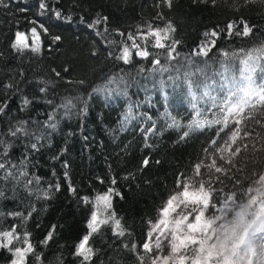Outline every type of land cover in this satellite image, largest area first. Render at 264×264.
<instances>
[{
  "label": "trees",
  "instance_id": "obj_1",
  "mask_svg": "<svg viewBox=\"0 0 264 264\" xmlns=\"http://www.w3.org/2000/svg\"><path fill=\"white\" fill-rule=\"evenodd\" d=\"M46 3L48 9L43 15L38 0H2L0 4V107L7 105L0 113V139L5 141L0 154L6 148L7 155H0V159L9 168L15 165L14 172L28 173L17 183L12 177L4 178L7 170H0V191L4 192L0 196V231L15 225L21 237L30 233L34 251L26 264H150L154 253L146 254L142 244L150 230L149 222L158 219L169 196L180 190L178 176L181 181L222 176L208 167L213 159L217 166L231 169L229 175L237 176L245 186L264 174V106L245 112L246 116L251 112L259 123L249 116L244 121L247 127L242 126L234 144L230 139L234 122L219 137L217 131L223 125L191 131L181 140L193 118L184 72L206 67L212 76L221 70L222 63L238 64L226 59L224 53L264 44V2L245 6L244 0H216L215 4L212 0H171V7L163 0ZM98 19L101 23L95 24ZM241 20L252 29L250 35L235 34L243 29ZM230 22L231 34L227 30ZM169 23L175 31L163 42L167 46L173 40L180 41L176 45L180 56L172 61L167 59V47H154L155 37L147 35L149 26L164 29ZM32 27L40 36L39 53L31 51ZM17 31L24 32L29 44L23 51L11 46ZM212 31L217 35L212 36ZM129 35L133 39H128ZM55 36L61 39L56 41ZM125 46L130 50L127 64L117 59ZM201 48L207 55H196ZM144 49L149 57L135 55ZM186 57L195 62L191 67ZM156 58L161 65H153ZM161 66L169 71L162 72ZM177 75L180 79H169ZM120 77L124 83L108 84L110 78ZM125 84L126 94L94 91L105 86L124 89ZM41 88L46 91L41 92ZM25 98L31 101L26 106ZM69 100L74 106L66 111L62 105ZM130 107L135 118L125 121ZM49 115L54 116L56 127L46 129L38 150L31 149L33 140L9 135V129L21 122L35 132L46 124ZM206 116L213 118L211 112ZM173 119L178 126H170ZM149 128L152 132L147 131ZM244 130L251 135L244 137ZM213 139L215 145L210 143ZM229 144L231 151L240 147L241 152L235 156L231 151L217 152L218 147ZM222 154L231 156L235 166L221 160ZM145 158L149 159L146 167ZM197 165L201 176H195ZM27 180L33 183L26 186ZM225 182L229 188L234 183ZM110 188L114 189L112 207L104 215L114 213L124 235L114 232L113 222L102 224L89 240L93 255L84 261L74 255L75 247L89 232L96 195ZM85 198L92 202L86 203ZM50 231L52 238L44 243ZM17 246L21 244L14 241L12 247ZM12 259L8 249L0 248V264H10Z\"/></svg>",
  "mask_w": 264,
  "mask_h": 264
},
{
  "label": "snow or ice",
  "instance_id": "obj_2",
  "mask_svg": "<svg viewBox=\"0 0 264 264\" xmlns=\"http://www.w3.org/2000/svg\"><path fill=\"white\" fill-rule=\"evenodd\" d=\"M202 2V0H198ZM216 0H212L215 4ZM254 2H264V0H244L245 6ZM163 3L171 7V0H163ZM2 4V0H0ZM7 7V4H3ZM38 8L40 14L48 9L46 0H38ZM55 16L59 18L60 12H56ZM107 17L103 20L106 22ZM100 24L98 19L94 22ZM243 25L242 31L237 29L236 35L248 36L252 29L249 25L241 20ZM90 28L93 25H88ZM41 28L47 32L44 24H40ZM233 23L227 25L229 34L232 33ZM175 29L169 23L164 29L151 28L147 35L155 37L154 47L165 49L167 47V59L169 61L178 60L180 54L176 50V45L180 43L178 40H173L171 44L165 45L163 41L169 39L170 33ZM123 35V33H120ZM31 35L33 37L31 51L39 53L40 36L36 27L31 28ZM208 33H205L207 36ZM212 36H216L215 31L211 32ZM24 32L17 31L12 43V48L18 51H23L29 48L26 42ZM60 36H55L54 40L59 41ZM128 39H133L132 35ZM133 47L140 48L139 45L133 44ZM207 55V51L201 48L196 55ZM111 56L112 53L110 52ZM136 56L147 58L149 51L147 49L137 50ZM226 59L231 58L232 61H238V64L222 63L221 70L213 72L212 76L208 75L207 69L196 67L193 71H185L183 76V83L187 86L188 93L191 97V105L193 109V118L188 125V131H184L181 140L188 137L191 131L203 130L215 125H223L217 131V137L220 132L227 128L231 122L236 125L235 130L231 134V142L234 144L243 130L244 121L249 116L256 120V117L251 112L244 115L246 109L255 111L258 106H264V82H257V70L264 72V44L259 47L243 50L239 52L224 53ZM125 64L129 63L130 50L128 46L122 49V54L117 57ZM191 67L194 61L190 57L185 58ZM153 65H161L159 58L152 61ZM171 67V66H170ZM155 70V69H154ZM160 70L169 71V68L161 66ZM177 73L179 68L174 69ZM59 76V73H56ZM197 76L202 79H197ZM213 76L219 77V80L213 79ZM170 80L180 79L169 76ZM124 83L123 78H110L108 84ZM125 88L119 87L108 89L107 86L103 88L94 89L96 92H105L109 94L122 92L126 94ZM41 92L46 91L41 88ZM255 98V100L253 99ZM31 101L27 98L23 100L26 106ZM74 105L69 100L62 107L66 111H70ZM0 107V113L5 112V108ZM218 110V111H217ZM86 111V109H85ZM213 114L212 119H208L206 113ZM131 107L125 115V121L134 119ZM149 119H151L149 117ZM259 123V120H256ZM26 122H21L20 125L14 129H9V135L18 137L23 135L25 138L31 139V149L38 150V143L46 136L47 128H55L54 116L49 115L46 124L38 128L35 132H30L24 127ZM172 127H176L177 122L173 119ZM243 126V127H242ZM152 128L147 129L152 132ZM244 137H249V131H243ZM5 141L0 139V147H3ZM211 144L217 143L213 139ZM217 152L224 153L231 151V144L227 147H218ZM245 151L247 145H245ZM208 149H205L207 152ZM241 152L240 147H236L231 151V156H235ZM3 156L7 155L5 148ZM231 156L225 158L223 154L220 156L221 160H226V163L235 166L232 162ZM25 159L27 157L25 156ZM159 163V161H157ZM149 164V159L145 158L143 166ZM15 165L9 168L2 159H0V170H7L5 179L12 177L19 183L24 177L28 175L27 172H14ZM67 167V164H65ZM210 169L214 168L215 173L222 174L216 176L214 179L210 177L208 180H196L195 178H185L181 181L177 177V189L179 191L173 192L167 199L164 206L160 209L159 218L155 223L151 224V230L147 232V239L142 244V248L146 254L156 253L151 259V264H264V174H259L258 178L251 179L245 186L242 181L234 175H229L231 169H225L216 165L215 159L213 163L208 166ZM67 176V173H65ZM200 165L196 166L195 176H201ZM256 177L257 174L253 173ZM223 177V178H222ZM234 181L231 188L225 182ZM32 180H27L26 186L31 185ZM39 184V179L36 180ZM115 183V181H113ZM59 185H57V190ZM74 191V189H73ZM114 189L110 188L104 194H97L95 197V210L92 211L90 220L88 222V234L84 235L75 247L74 255L82 257L84 261L90 260L93 255V250L89 246V240L93 233H96L102 224H107L110 221L114 223V232L118 235H124V229L121 227V221L115 218L114 213L104 215L112 207V195ZM4 192L0 191V196ZM48 195L47 192L44 193ZM116 195H120L116 193ZM86 203H91L85 198ZM16 215H20L16 213ZM103 217V218H101ZM55 226H53V229ZM53 232L50 231L45 237L44 243H47L52 238ZM30 233H25L21 237L17 231L16 226L13 225L11 230L0 231V248L8 249L13 259L10 264H26L27 257L33 253V245L29 240ZM14 241L20 243L21 246L12 247ZM136 246L133 245V248ZM168 251H165V249Z\"/></svg>",
  "mask_w": 264,
  "mask_h": 264
},
{
  "label": "rangeland",
  "instance_id": "obj_3",
  "mask_svg": "<svg viewBox=\"0 0 264 264\" xmlns=\"http://www.w3.org/2000/svg\"><path fill=\"white\" fill-rule=\"evenodd\" d=\"M256 79H257V82L259 83V82H264V72H261L260 70H257V73H256ZM254 100H255V98H253ZM247 110H249V109H246V112H247ZM199 180V179H198ZM160 215V214H159ZM159 218V217H158ZM156 222V221H155ZM154 222V223H155ZM150 230H151V226H150ZM149 230V231H150ZM165 251H168V249L166 248L165 249ZM156 253L154 252V255H155ZM151 264V263H150Z\"/></svg>",
  "mask_w": 264,
  "mask_h": 264
},
{
  "label": "bare ground",
  "instance_id": "obj_4",
  "mask_svg": "<svg viewBox=\"0 0 264 264\" xmlns=\"http://www.w3.org/2000/svg\"><path fill=\"white\" fill-rule=\"evenodd\" d=\"M143 37V35H141V38Z\"/></svg>",
  "mask_w": 264,
  "mask_h": 264
}]
</instances>
